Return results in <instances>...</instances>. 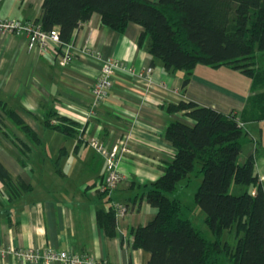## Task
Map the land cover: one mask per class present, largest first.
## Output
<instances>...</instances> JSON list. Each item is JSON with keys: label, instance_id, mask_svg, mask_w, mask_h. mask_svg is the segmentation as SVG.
<instances>
[{"label": "crops", "instance_id": "crops-1", "mask_svg": "<svg viewBox=\"0 0 264 264\" xmlns=\"http://www.w3.org/2000/svg\"><path fill=\"white\" fill-rule=\"evenodd\" d=\"M42 2L0 0V18L39 21ZM141 31L134 23L123 32L114 31L92 13L72 33V60L67 64L55 42L43 51L30 50L24 35L0 31V163L19 190L12 194L0 180V264H32L1 251L7 247L85 253L106 264H147L149 252L132 247L133 231L157 213L145 201V186L174 157L175 148L164 136L168 123L190 122L181 113L169 112L167 105L193 101L223 114L244 108L249 77L225 65L196 64L183 89L184 70H167L160 60H152L137 44ZM107 58L134 73L146 67L152 73L138 78L115 71L106 99L94 104L92 85L101 60ZM54 116L74 121L75 132L46 125L58 123ZM257 123L260 135L252 129V136L245 125ZM243 130L238 160L254 154L255 171L263 174L264 120L246 123ZM92 138L106 147L124 142L129 149L118 161L123 179L110 195L95 189L106 161L88 144ZM197 186H192L193 196ZM176 190L172 196L182 202ZM116 201L127 212L116 222L114 235L107 236L96 213L109 212Z\"/></svg>", "mask_w": 264, "mask_h": 264}, {"label": "trees", "instance_id": "trees-1", "mask_svg": "<svg viewBox=\"0 0 264 264\" xmlns=\"http://www.w3.org/2000/svg\"><path fill=\"white\" fill-rule=\"evenodd\" d=\"M92 13L117 32L130 23L141 26L137 44L167 70H184L183 89L196 64L225 65L251 80L238 114L193 101L167 105L169 112L190 122L173 120L165 128L175 154L160 177L145 186V201L157 213L133 231L132 247L149 252L147 264H264V187L255 171L256 156L238 160L244 124L264 120V0H43L39 22L44 30L56 28L59 40L69 43L74 29ZM54 118L57 124L46 125L75 132L74 121ZM192 173L201 175L193 200L213 240L193 225L188 207L172 196ZM0 180L18 194L1 163ZM232 183L246 189L234 195L229 192ZM96 221L107 236L114 235L111 211H97ZM231 229L234 246L221 241L223 231Z\"/></svg>", "mask_w": 264, "mask_h": 264}, {"label": "built area", "instance_id": "built-area-1", "mask_svg": "<svg viewBox=\"0 0 264 264\" xmlns=\"http://www.w3.org/2000/svg\"><path fill=\"white\" fill-rule=\"evenodd\" d=\"M0 31L24 35L26 38L28 49L46 50L50 42L58 44L62 51L61 61L67 64L72 60V52L68 43H62L58 38L56 28L44 30L39 21H19L16 19L0 18ZM115 71H121L138 78H147L152 73V67H146L142 72L134 73V71L126 64L114 58L101 60V66L96 77L91 93L94 104L104 101L111 88V79ZM88 144L100 155L105 158L106 172L96 183L95 189L103 195H110L120 184L123 176L118 169V161L122 153L129 152L124 142L106 147L97 139L92 138ZM259 183L264 187V173L258 175ZM109 211L113 213L116 222L120 220L127 212V208L120 202H112ZM5 254H12L17 259H22L32 264L43 262L44 264H54L62 262L65 264H106L97 260L89 254H77L70 251H58L53 248L37 249H19L7 247L1 250Z\"/></svg>", "mask_w": 264, "mask_h": 264}, {"label": "rangeland", "instance_id": "rangeland-1", "mask_svg": "<svg viewBox=\"0 0 264 264\" xmlns=\"http://www.w3.org/2000/svg\"><path fill=\"white\" fill-rule=\"evenodd\" d=\"M251 125H253V126H251ZM254 125H257V126H254ZM258 125H261V124H258V123L257 124H247V125H245V128L248 131V133H250V135H252V129H254V132L258 136V135H260ZM257 140H259L258 137H257ZM198 167L199 166L196 164V168H198ZM200 180H201V175L195 176V174H193V173L190 174L189 180H183L178 184L176 193L180 197V199L182 198L181 199L182 202L188 207V211L186 213V216L189 219H191L193 224L199 230L203 231L206 238L213 240L214 239L213 235L211 234L210 230L207 228L206 224L204 223V217L205 216H204L203 212H201L196 206L194 207V204H193V198H192L193 195L191 192L192 186L197 184V183L199 184ZM245 189L246 188L243 186H237L234 183H232L229 187V192L234 194V195H237V194H240L241 192H243ZM192 205H193V208L191 207ZM221 241L227 242L231 246H234L236 243L235 229L224 230L222 235H221Z\"/></svg>", "mask_w": 264, "mask_h": 264}]
</instances>
